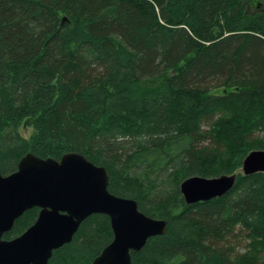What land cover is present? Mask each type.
Listing matches in <instances>:
<instances>
[{"label":"trees","instance_id":"16d2710c","mask_svg":"<svg viewBox=\"0 0 264 264\" xmlns=\"http://www.w3.org/2000/svg\"><path fill=\"white\" fill-rule=\"evenodd\" d=\"M257 0H0V168L85 154L109 190L167 220L131 264H264V8ZM31 125L30 137L19 127ZM238 173L187 203L182 181ZM26 210L4 235L24 232ZM114 237L94 213L49 264H91ZM244 242L243 249L230 240Z\"/></svg>","mask_w":264,"mask_h":264},{"label":"water","instance_id":"95a60500","mask_svg":"<svg viewBox=\"0 0 264 264\" xmlns=\"http://www.w3.org/2000/svg\"><path fill=\"white\" fill-rule=\"evenodd\" d=\"M264 172V149L244 158L243 174ZM238 173L214 177L193 175L181 183L187 203L222 196L236 183ZM107 168L85 154L66 152L60 159L24 155L18 168H0V264H49L55 249L70 242L81 223L94 213L110 217L114 232L91 264H131V251L140 250L151 236L164 234L167 220L149 216L133 198L109 190ZM39 207L35 222L11 239L4 235L26 210Z\"/></svg>","mask_w":264,"mask_h":264},{"label":"rangeland","instance_id":"374dc122","mask_svg":"<svg viewBox=\"0 0 264 264\" xmlns=\"http://www.w3.org/2000/svg\"><path fill=\"white\" fill-rule=\"evenodd\" d=\"M258 3H260L259 5L260 8H264V0H257V4ZM19 130L22 133V135L26 137H30L31 134L34 132V128L28 124H22L19 127ZM229 244L231 245V247L236 249L235 251L243 249L242 247L244 246V242L242 241L239 242V240H235V239L230 240Z\"/></svg>","mask_w":264,"mask_h":264}]
</instances>
